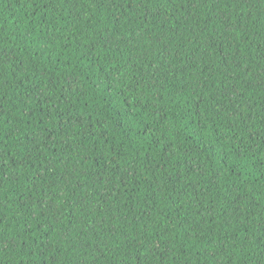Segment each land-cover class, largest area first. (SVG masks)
Returning <instances> with one entry per match:
<instances>
[{
  "label": "trees",
  "instance_id": "trees-1",
  "mask_svg": "<svg viewBox=\"0 0 264 264\" xmlns=\"http://www.w3.org/2000/svg\"><path fill=\"white\" fill-rule=\"evenodd\" d=\"M0 264H264V0H0Z\"/></svg>",
  "mask_w": 264,
  "mask_h": 264
}]
</instances>
